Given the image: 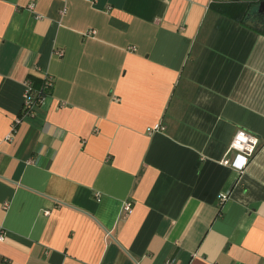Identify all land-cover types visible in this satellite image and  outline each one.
<instances>
[{
  "label": "crops",
  "instance_id": "0c3cea01",
  "mask_svg": "<svg viewBox=\"0 0 264 264\" xmlns=\"http://www.w3.org/2000/svg\"><path fill=\"white\" fill-rule=\"evenodd\" d=\"M254 10L0 0V264H264ZM43 73L49 97L12 132ZM239 130L260 141L244 171L221 164Z\"/></svg>",
  "mask_w": 264,
  "mask_h": 264
},
{
  "label": "built area",
  "instance_id": "2783aa9c",
  "mask_svg": "<svg viewBox=\"0 0 264 264\" xmlns=\"http://www.w3.org/2000/svg\"><path fill=\"white\" fill-rule=\"evenodd\" d=\"M96 1V0H93ZM34 5L29 6V10H33ZM40 18V17H39ZM96 34L95 31H91L88 35ZM134 50V48H132ZM57 55L60 57L64 56V51L59 50ZM41 73L40 69H37ZM54 87L53 78L48 73H43L41 76V85L38 87L34 79L29 78L25 83V93H24V103L22 107L21 116L15 120L12 128V132H15L17 126L20 125L25 118L34 117L37 110L42 107L50 95L51 90ZM164 131L161 125H156L151 132ZM243 137V139H241ZM260 145V141L254 135L244 131L239 130L232 139L226 155L221 161L222 165L231 166L239 171H244L246 167L251 163V161L256 156ZM232 156V158H231ZM220 201L223 202L226 199L225 195L220 197ZM133 210V205L131 202H127L124 205L123 212L127 215L131 214ZM49 213H46L48 215ZM3 240V237H0Z\"/></svg>",
  "mask_w": 264,
  "mask_h": 264
},
{
  "label": "water",
  "instance_id": "95a60500",
  "mask_svg": "<svg viewBox=\"0 0 264 264\" xmlns=\"http://www.w3.org/2000/svg\"><path fill=\"white\" fill-rule=\"evenodd\" d=\"M253 2V8L254 15L253 18L255 20H252L248 23V25L252 28H255L259 31L264 30V0H252Z\"/></svg>",
  "mask_w": 264,
  "mask_h": 264
},
{
  "label": "trees",
  "instance_id": "16d2710c",
  "mask_svg": "<svg viewBox=\"0 0 264 264\" xmlns=\"http://www.w3.org/2000/svg\"><path fill=\"white\" fill-rule=\"evenodd\" d=\"M243 11H244L243 13H245V14L247 13V9H246V7L243 8Z\"/></svg>",
  "mask_w": 264,
  "mask_h": 264
},
{
  "label": "snow or ice",
  "instance_id": "6c2138e0",
  "mask_svg": "<svg viewBox=\"0 0 264 264\" xmlns=\"http://www.w3.org/2000/svg\"><path fill=\"white\" fill-rule=\"evenodd\" d=\"M241 139H243V137H241Z\"/></svg>",
  "mask_w": 264,
  "mask_h": 264
}]
</instances>
